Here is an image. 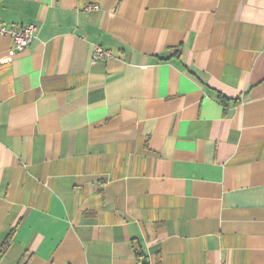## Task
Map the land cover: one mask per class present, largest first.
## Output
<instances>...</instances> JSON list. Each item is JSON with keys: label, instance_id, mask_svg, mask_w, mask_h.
<instances>
[{"label": "crops", "instance_id": "crops-1", "mask_svg": "<svg viewBox=\"0 0 264 264\" xmlns=\"http://www.w3.org/2000/svg\"><path fill=\"white\" fill-rule=\"evenodd\" d=\"M0 22L37 26L0 37V264H264V0H0Z\"/></svg>", "mask_w": 264, "mask_h": 264}, {"label": "built area", "instance_id": "built-area-1", "mask_svg": "<svg viewBox=\"0 0 264 264\" xmlns=\"http://www.w3.org/2000/svg\"><path fill=\"white\" fill-rule=\"evenodd\" d=\"M99 5L88 4L86 10H99ZM37 26L34 24L6 26L0 22V37L9 36L12 40V47L9 49L10 55L26 51L36 36ZM110 49L105 48L100 43H95L92 60L94 63L107 61L112 58ZM226 264V263H218Z\"/></svg>", "mask_w": 264, "mask_h": 264}, {"label": "trees", "instance_id": "trees-1", "mask_svg": "<svg viewBox=\"0 0 264 264\" xmlns=\"http://www.w3.org/2000/svg\"><path fill=\"white\" fill-rule=\"evenodd\" d=\"M222 100L223 102H226V99L224 97H222ZM10 240H11V235L8 236V238L6 239V241L3 243V246H2V252L6 249V247L9 245L10 243ZM139 256L142 258H145L144 254L142 252H138ZM142 264H149L146 260H143L142 261Z\"/></svg>", "mask_w": 264, "mask_h": 264}]
</instances>
